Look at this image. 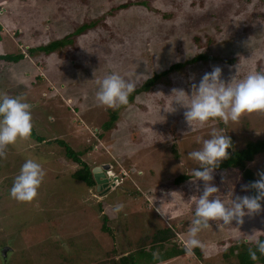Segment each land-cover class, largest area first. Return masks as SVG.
<instances>
[{
  "label": "rangeland",
  "instance_id": "obj_1",
  "mask_svg": "<svg viewBox=\"0 0 264 264\" xmlns=\"http://www.w3.org/2000/svg\"><path fill=\"white\" fill-rule=\"evenodd\" d=\"M83 24L89 26L76 34ZM66 35L69 41L60 51L35 48ZM5 53L23 57L0 59V93L22 96L32 105L34 132L47 141L18 139L0 158V264H112L111 258L141 246L149 251L150 237L165 227L175 234L163 246L186 248L203 182L192 177L176 188L167 182L199 167L187 153L199 149L213 129L231 138L228 152L264 137V110L227 124L213 118L190 129L185 109L172 111L169 96L173 88L190 94V85L213 66L221 68L225 82L264 72V0H0V54ZM197 55L201 58L136 93L118 109L115 125L101 129L116 108L95 98L104 75L118 72L136 88ZM54 138L84 151L89 165L113 169L112 188L98 190L101 206H95L98 199L91 204V190L71 178L75 164L66 161ZM27 158L38 160L45 176L37 196L21 202L9 189ZM247 167L259 179L264 151ZM212 175L218 191L210 199L231 204L237 195L249 194L237 168ZM117 202L123 209L114 214ZM261 204L240 224L210 220L197 235L203 244L199 254L186 250L160 264H236L240 243L251 246L264 235ZM103 217L112 235L102 229Z\"/></svg>",
  "mask_w": 264,
  "mask_h": 264
},
{
  "label": "clouds",
  "instance_id": "obj_2",
  "mask_svg": "<svg viewBox=\"0 0 264 264\" xmlns=\"http://www.w3.org/2000/svg\"><path fill=\"white\" fill-rule=\"evenodd\" d=\"M221 72L219 66H213L210 72L202 75L198 83L190 85V94L183 88L172 89L169 95L172 97L170 102L172 111L177 106L185 109L183 117L190 129L194 125H203L213 118H218L227 124L229 121H237L245 112L264 110V72H249L239 80L234 79L233 76L227 82L221 78ZM134 87L133 82L112 71L97 81L95 98L99 104L108 107L127 105L128 97L134 91ZM31 108L32 105L22 96L0 93V158L5 155L8 145L15 144L18 139H27L31 136L33 128ZM231 147V138L222 131L213 129L210 137L203 140L199 149L187 153L191 160L199 164V167L192 169L191 175L195 180L203 182V190L196 200L194 218L185 242L188 251L203 247L197 235L202 228L208 226L210 220L219 219L225 225L235 220L240 224L245 215L257 213L262 208L264 172L258 173L259 179L242 185L244 189H254L255 194L237 195L232 198L231 204H225L218 198L210 199L211 194L218 191L211 183L213 170L222 160L228 158V149ZM112 171V168L103 169L106 184L110 188L112 183L109 184V178L115 175ZM44 176L45 170L38 160L25 159L9 189L10 197L21 202L32 201L37 196V190ZM122 209L123 204L119 202L112 206L114 214ZM255 244V250L248 249V255L253 261L257 260V253L264 255V240L257 238ZM153 255L155 258L156 254Z\"/></svg>",
  "mask_w": 264,
  "mask_h": 264
},
{
  "label": "trees",
  "instance_id": "obj_3",
  "mask_svg": "<svg viewBox=\"0 0 264 264\" xmlns=\"http://www.w3.org/2000/svg\"><path fill=\"white\" fill-rule=\"evenodd\" d=\"M123 6L126 5H122V7ZM88 26L89 24L81 25L78 29H76L75 33L76 34L80 33L83 29H85ZM68 41H69V36L66 35L61 38H57L47 43L41 44L35 48L42 51L44 54H50L55 51H60ZM29 50H30L29 52H31L33 49H29ZM22 57H23L22 53L0 54L1 60H7L9 62H16L20 60ZM199 58H201V55L194 56L182 62L173 63L168 68H165L159 72L154 73V75L145 79L138 87L134 88V91L128 97V101H131L136 93L141 91H147L148 89H150V87L156 83V81L160 76H164L170 72H173L186 63L195 62ZM226 61H228V59H226ZM123 106L124 105L116 107L113 110L111 109L109 110L108 119L103 121L101 125L102 130H108L115 125V120L117 118V111L119 108ZM34 131L35 130L32 128L31 137H33L36 141L38 142H44L45 140L47 141V139L38 136L37 133H35ZM53 141L57 145V149L58 147L61 148L60 150H62V154H64V156L67 159L65 160L68 161L70 164H75L74 165L75 168L70 172V176L71 178L82 181V184H84L85 188L86 189L89 188V190H91L90 194L87 195V198L90 200V203L92 204L93 200H97L98 199L97 197H100L98 196L99 191L95 189V182L91 172V168L93 165H89L86 162V160H84L81 157V155L83 156L84 151L74 149L64 139L54 138ZM263 151H264V137L255 140H248L242 147L230 151L228 158L222 160L219 166L214 169V171L220 172L227 168H237L238 170L241 171V174L244 177L247 185L255 180L252 170L247 167V163L253 160L257 154ZM192 177L193 176L191 175V173L182 172L176 175L175 177H173L170 181L167 182V184L172 185L173 188H176L181 186L184 181ZM94 193H96L97 196H94L93 195ZM248 193L255 194V190L248 188ZM100 200L99 199L97 200L95 206H99V205L101 206L102 203ZM184 200H186V197H184ZM99 208L100 207H97V209ZM102 219L104 221V224L102 225V229L106 232L108 231L109 234L112 235L113 233L112 228H109V225L106 224L105 217H103ZM108 219L109 218L107 217V221ZM173 234H175V232L172 231L170 227L160 228L157 231H155L150 237L151 245H149L150 246L149 251L145 250L144 246H141L138 249L131 250L126 254H120L116 258L115 257L111 258L110 261L112 262V264H157V263H162L168 259L175 258L180 254H182L184 251H186V248L178 247L175 245H171V247L163 246L164 242L171 241V237H173ZM257 238L264 240V235L261 234ZM255 247H256L255 242L251 246H246L245 244L240 243V245L237 247V251L235 252V256L237 260L236 264H257V263L264 264V255H260L259 253H257V257H258L257 260L253 261L250 259L248 255V249L252 248L253 250H255ZM233 248L236 247H231V251L233 250ZM200 249L201 247L193 248L194 252L197 254H199ZM156 252L157 255H155L154 258L153 254L154 253L156 254Z\"/></svg>",
  "mask_w": 264,
  "mask_h": 264
},
{
  "label": "water",
  "instance_id": "obj_4",
  "mask_svg": "<svg viewBox=\"0 0 264 264\" xmlns=\"http://www.w3.org/2000/svg\"><path fill=\"white\" fill-rule=\"evenodd\" d=\"M106 168H108V165L103 164V165L94 166L91 169L96 189L99 190V189H102L105 187V189H102L101 192H104V190H109V188H110V186H107V184H106V179H105V176L103 173V169H106ZM6 249H7V246L3 247V249H2V255L3 256H5V250Z\"/></svg>",
  "mask_w": 264,
  "mask_h": 264
},
{
  "label": "crops",
  "instance_id": "obj_5",
  "mask_svg": "<svg viewBox=\"0 0 264 264\" xmlns=\"http://www.w3.org/2000/svg\"><path fill=\"white\" fill-rule=\"evenodd\" d=\"M169 260H171V259H169ZM160 264V263H159Z\"/></svg>",
  "mask_w": 264,
  "mask_h": 264
}]
</instances>
